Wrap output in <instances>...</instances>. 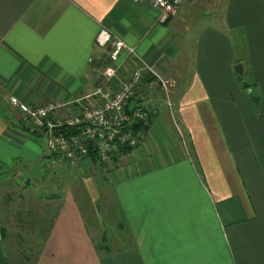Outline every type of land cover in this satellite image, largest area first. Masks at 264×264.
<instances>
[{"label": "crops", "instance_id": "crops-1", "mask_svg": "<svg viewBox=\"0 0 264 264\" xmlns=\"http://www.w3.org/2000/svg\"><path fill=\"white\" fill-rule=\"evenodd\" d=\"M103 27L175 81L173 110L157 89L135 150L72 167L8 98L85 101L111 65ZM18 169L39 207L0 199V264H264V0H184L166 21L134 0H0L1 184Z\"/></svg>", "mask_w": 264, "mask_h": 264}, {"label": "built area", "instance_id": "built-area-1", "mask_svg": "<svg viewBox=\"0 0 264 264\" xmlns=\"http://www.w3.org/2000/svg\"><path fill=\"white\" fill-rule=\"evenodd\" d=\"M134 1L159 10L161 20L166 21L177 14L184 0ZM97 44L110 48L111 65L104 68L100 82L82 103L52 101L31 107L18 96L8 98L10 106L22 112L25 126L45 138L55 159L72 167L93 156L107 166L123 150L136 149L151 122L144 102L157 89L173 110L175 81L156 64L107 28H102Z\"/></svg>", "mask_w": 264, "mask_h": 264}, {"label": "rangeland", "instance_id": "rangeland-1", "mask_svg": "<svg viewBox=\"0 0 264 264\" xmlns=\"http://www.w3.org/2000/svg\"><path fill=\"white\" fill-rule=\"evenodd\" d=\"M31 136H32V138H35V140H38V142H41L42 146L45 148L44 142L41 141L42 139L37 137L39 135H35V134L31 133ZM39 137H41V136H39ZM47 172H48L47 175H49V176L55 174L54 171L53 172L52 171H47ZM6 175H8V174H6ZM31 176L32 175L28 171H24V170L18 169V170H16L14 172L12 179H8L7 181L5 180V182H3L2 184L0 182V199H4L3 200L4 202L6 201V204H7V209L6 210L9 211L11 217H13L14 215H16V217L18 215L21 216L22 214L27 215V214H29L30 209L32 211V207H33V209L39 207V206H33V205L32 206H27L26 205L27 203L30 202V201L27 200V198L28 199H33L34 195L31 194V196H29L28 193H25L26 190H22L23 192L21 193L20 191H17L15 188H13V186H14L13 184L15 183V181L17 182L18 185L19 184L23 185V186L25 185L26 187L29 188V185H31V183H33V180L31 179ZM5 177H7V176H5ZM73 179H74V177H73ZM73 179H72V181H73ZM9 182L11 183L10 185H9ZM89 185H90V188L92 190V185L93 184L89 183ZM70 187H72V186H70ZM54 191L57 192V190H54ZM8 197H10L11 199L9 200ZM21 198H23V199L21 200ZM2 207H3V204L2 205L0 204V209L3 210L4 208H2ZM110 207H111V209H113V208H115V205L111 204V203L108 204L107 202H104V198H103V200L101 201V203H99V206H98L100 214L103 215L105 218H107V216H108V218H110V216H109ZM43 210H45V206H43ZM118 222H120V221H118ZM14 223L18 224L19 221L16 220ZM108 223L109 222L107 220L105 222V224H108ZM12 224H13V222H12ZM104 233H105V237L103 239L100 240L99 238H96L97 242L101 243L102 245H104L105 242L108 243L107 239L111 238V235H110L111 234V230L107 229V230L104 231ZM108 245H109V243H108Z\"/></svg>", "mask_w": 264, "mask_h": 264}, {"label": "water", "instance_id": "water-1", "mask_svg": "<svg viewBox=\"0 0 264 264\" xmlns=\"http://www.w3.org/2000/svg\"><path fill=\"white\" fill-rule=\"evenodd\" d=\"M236 71L241 73L242 72V67L241 66H237Z\"/></svg>", "mask_w": 264, "mask_h": 264}, {"label": "trees", "instance_id": "trees-1", "mask_svg": "<svg viewBox=\"0 0 264 264\" xmlns=\"http://www.w3.org/2000/svg\"><path fill=\"white\" fill-rule=\"evenodd\" d=\"M92 154H94V153H92ZM94 157V156H93ZM95 158V157H94Z\"/></svg>", "mask_w": 264, "mask_h": 264}]
</instances>
